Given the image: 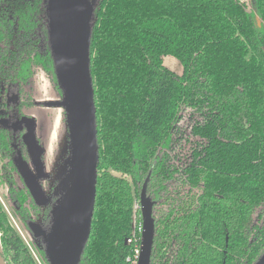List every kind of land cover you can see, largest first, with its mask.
<instances>
[{
    "label": "trees",
    "instance_id": "trees-1",
    "mask_svg": "<svg viewBox=\"0 0 264 264\" xmlns=\"http://www.w3.org/2000/svg\"><path fill=\"white\" fill-rule=\"evenodd\" d=\"M252 1H97L90 68L100 158L79 264H136L126 239L134 215L143 220L135 203L148 176L151 264H254L264 253V0ZM37 70L62 94L46 0H0V110L9 85L22 91ZM0 155L26 222L38 207L14 186L13 137L1 124ZM0 238L7 264H39L1 202Z\"/></svg>",
    "mask_w": 264,
    "mask_h": 264
},
{
    "label": "water",
    "instance_id": "water-1",
    "mask_svg": "<svg viewBox=\"0 0 264 264\" xmlns=\"http://www.w3.org/2000/svg\"><path fill=\"white\" fill-rule=\"evenodd\" d=\"M97 1L46 0L50 44L62 90V99L48 101L47 105L65 108L74 150L72 174L67 180L69 203L65 221L60 228H63L62 231L50 236L39 221L29 222L36 238L45 237L52 244L53 249L49 254L46 252L50 264H79L92 230L100 158L97 107L90 68L92 22ZM83 9L87 17L82 36L80 19ZM20 123H24L27 129L23 138L35 170L20 153L16 164L32 198L38 206L43 207L49 203V196L40 181L49 177L42 163L44 148L35 133V119L23 116ZM149 179L150 176L146 178L140 193L144 230L138 264H151L155 242V202L148 194ZM0 264H7L1 238ZM254 264H264V253Z\"/></svg>",
    "mask_w": 264,
    "mask_h": 264
},
{
    "label": "rangeland",
    "instance_id": "rangeland-1",
    "mask_svg": "<svg viewBox=\"0 0 264 264\" xmlns=\"http://www.w3.org/2000/svg\"><path fill=\"white\" fill-rule=\"evenodd\" d=\"M242 1L249 8L253 5L252 0ZM164 63L176 73H184V66L177 57L173 55L164 56ZM17 87L13 86L11 88V95L17 94ZM19 97V100L25 103L20 115L35 119V133L38 142L44 148L42 163L49 177L40 179V181L46 194L49 196V203L37 209L30 208V217L26 222L22 220L15 212L19 206L18 201L12 195L9 184L5 183L1 176L3 164L1 156L0 202L11 223L26 241L39 264H45L38 252V247L49 254L53 249L52 244L45 237L36 238L29 227V222L32 220L39 221L50 236L58 231H62L63 228L61 230L60 228L65 221L67 204L69 203L70 193L67 180H69V175L72 174V161L74 158L73 141L65 108L59 105H47L48 101L62 99V94L43 71L37 70L34 76L24 84ZM16 117L17 115L13 114L11 121H16ZM18 119L21 120V118ZM13 126L16 127L17 125L13 123ZM18 132L20 133L21 131ZM18 132L16 133L18 134ZM26 162L35 170L34 163L30 157H28ZM13 177L15 180L14 186L18 191L27 189L20 171L13 172ZM30 197L32 199V196ZM30 197H28L27 201L28 207L31 206Z\"/></svg>",
    "mask_w": 264,
    "mask_h": 264
},
{
    "label": "flooded vegetation",
    "instance_id": "flooded-vegetation-1",
    "mask_svg": "<svg viewBox=\"0 0 264 264\" xmlns=\"http://www.w3.org/2000/svg\"><path fill=\"white\" fill-rule=\"evenodd\" d=\"M13 86H18L17 87V94H15V95H11V88ZM20 93H21V91H20V87H19L18 84L9 85V87H8V105H7V108L4 109V110H0V124L3 127H6L9 130L11 132V134H12V137H13V147H14L15 152H16V156L14 158V163H15V166H16V170L14 171V173L19 171V169L17 167V164H16V159L19 156V153L22 155V157H23V159L25 161L28 159V157H30L27 145L25 144L24 138H23V136L26 133L27 129L25 127V124L24 123H20V121H19L20 119H18V118L22 119L23 116H24V115H20V113L22 111L23 105L25 104L24 101H20L19 100ZM21 105H22V107H21ZM13 114L17 115V117H16V119H17L16 121L17 122L15 120L11 121V117H12ZM13 123H14V125L16 124L17 126L16 127L13 126ZM19 124H21V127H20ZM18 131H21V132L19 133ZM16 132H18V134ZM33 201H34V199H33ZM34 203L36 204L35 201H34ZM36 206L38 208L41 207V206H38L37 204H36Z\"/></svg>",
    "mask_w": 264,
    "mask_h": 264
},
{
    "label": "built area",
    "instance_id": "built-area-1",
    "mask_svg": "<svg viewBox=\"0 0 264 264\" xmlns=\"http://www.w3.org/2000/svg\"><path fill=\"white\" fill-rule=\"evenodd\" d=\"M141 208L140 202L135 203V210ZM144 230L143 220H140L137 214L133 219V231L132 234L126 239V242L132 245L133 253L128 257V260L132 263L138 264L139 256L141 253L142 233Z\"/></svg>",
    "mask_w": 264,
    "mask_h": 264
},
{
    "label": "bare ground",
    "instance_id": "bare-ground-1",
    "mask_svg": "<svg viewBox=\"0 0 264 264\" xmlns=\"http://www.w3.org/2000/svg\"><path fill=\"white\" fill-rule=\"evenodd\" d=\"M86 11L83 9L81 13V19H80V30H81V35H84V28H85V22H86Z\"/></svg>",
    "mask_w": 264,
    "mask_h": 264
}]
</instances>
